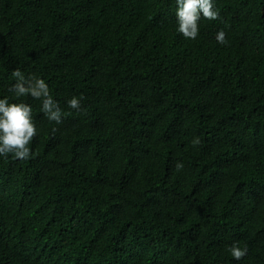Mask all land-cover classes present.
<instances>
[{"label": "trees", "instance_id": "trees-1", "mask_svg": "<svg viewBox=\"0 0 264 264\" xmlns=\"http://www.w3.org/2000/svg\"><path fill=\"white\" fill-rule=\"evenodd\" d=\"M213 4L191 40L176 0H0V99L37 128L0 156V264H264V0Z\"/></svg>", "mask_w": 264, "mask_h": 264}, {"label": "clouds", "instance_id": "clouds-1", "mask_svg": "<svg viewBox=\"0 0 264 264\" xmlns=\"http://www.w3.org/2000/svg\"><path fill=\"white\" fill-rule=\"evenodd\" d=\"M176 18L178 32L186 39L195 40L199 35V21L201 17L208 20L219 19V11L214 7L213 0H176ZM220 44H227L226 34L220 30L216 34ZM12 75L16 82L12 91L16 97L30 95L41 100V112L49 121L57 124L62 122V110L58 102L54 101L46 82L38 77L26 78L19 69ZM68 106L77 112L81 111L80 99L73 97L68 101ZM37 135V128L33 123L32 108L25 103H10L7 98L0 99V156L7 157L12 154L14 159L27 160L30 158L31 149L28 147ZM198 144L199 140L193 141ZM182 164H177L181 168ZM228 251L237 259H242L247 254V249L232 245Z\"/></svg>", "mask_w": 264, "mask_h": 264}]
</instances>
